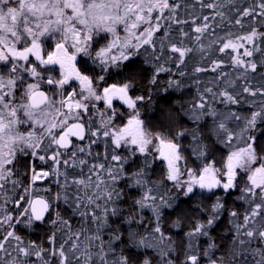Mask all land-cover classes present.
<instances>
[{
	"label": "snow or ice",
	"instance_id": "snow-or-ice-1",
	"mask_svg": "<svg viewBox=\"0 0 264 264\" xmlns=\"http://www.w3.org/2000/svg\"><path fill=\"white\" fill-rule=\"evenodd\" d=\"M197 5L210 13L178 15L182 6ZM225 6L224 0L190 6L183 0H0V264H133L120 243L155 250L159 264H176L164 210L198 194L206 202L195 207L201 217H188L180 264H205V258L207 264H264V83L246 82L242 92H233L234 82L220 71L216 79L225 86L198 90L183 112L191 129L173 131L169 124L156 130L141 116L152 87L160 90L161 74L173 72L170 64L180 69L197 49L222 54L212 61L213 72L227 63L242 69L238 78L245 81L249 73L264 75V0L237 8L239 16L229 20L243 28L251 18L243 34H216L210 21L220 17L216 27L223 28ZM205 34L213 37L207 48ZM254 53L262 58L252 59ZM143 65L152 74L140 95ZM242 94L255 98L244 101L247 114L229 107L240 105ZM186 135L189 155L180 143ZM208 138L225 150L219 158ZM156 166L162 172L152 179ZM46 180L49 186H38ZM125 188L139 193L131 211L121 207ZM237 191L247 205L243 214L226 206ZM145 209L151 220L142 215ZM225 213L231 243L217 256L221 245L212 231ZM120 220L144 231L125 233L114 227ZM182 224L178 218L172 227ZM40 225L51 229L46 245L25 240L18 230ZM200 238L208 241L203 249ZM139 264H153L147 251Z\"/></svg>",
	"mask_w": 264,
	"mask_h": 264
},
{
	"label": "trees",
	"instance_id": "trees-1",
	"mask_svg": "<svg viewBox=\"0 0 264 264\" xmlns=\"http://www.w3.org/2000/svg\"><path fill=\"white\" fill-rule=\"evenodd\" d=\"M183 3L186 5H192L194 0H183ZM225 7L221 10L225 12L226 18L223 20V28H218L216 25L221 23V18L216 17L215 21H210L213 24V27L216 28L217 35H223L224 32L231 30L233 32H237L243 34L247 31L249 25L251 24V18H244V27L234 25V23H229V20L233 21L239 16V13L236 11L237 8L242 9L251 3V0H235L234 3L229 4L228 0H224ZM210 10L208 9H200L197 5L195 9L192 7L182 8L178 10V15L182 19L190 18V14L194 15H204L209 14ZM200 23V21H197ZM185 30H189L187 25H184ZM173 36H176L177 33L173 31ZM213 37L205 34L203 38V43L206 48L210 43V40ZM187 42V41H186ZM194 48L196 46L194 44L190 45ZM261 47L264 48V44H261ZM242 51V50H241ZM223 58L222 54H219L215 51V48L207 49L205 53H201L198 49L194 52L190 53L186 59L185 64L180 66V69H177L174 65H169L173 68L172 73H162L159 77L161 81L159 87L160 90H157L155 86L152 87V99L151 101H145L140 105L141 107V116L142 119L145 120L146 124L156 130H165L171 124L173 126V131L181 128L191 129L194 127L193 123L188 120L186 116L183 115V112L188 107L190 101H192L198 94V90L202 92L204 87H213L216 90V86L220 87L225 86V80H231L234 82V87L230 88V91L236 92L241 91L244 84L250 83L252 87H257L261 83H264V75H261L259 72L257 73H249L248 79L245 81L242 78H238L239 73L242 69L233 68L232 66L226 65L222 69H217L216 72L211 71L212 61L215 59ZM262 58L261 53H254L252 59L259 60ZM143 57H138L136 61V66H140L142 63ZM144 72L138 77L139 87L137 88V94L144 95L147 89V79L150 78L152 74V68L149 65H143ZM195 67H203L209 69L208 71H203L200 73H195ZM183 70L186 75L181 77L178 75L179 70ZM220 71L227 72L229 75L225 78V80H217L216 77ZM121 76H117L116 79H120ZM168 79L178 80L180 81V88L176 87L168 88L166 81ZM196 80H199L200 83H195ZM167 88V91L163 89ZM255 98L248 97L247 94H242V103L240 105H230L233 110L239 111L242 114H247L249 110V104L245 103V100H252ZM218 108L223 109L222 105H217ZM210 123V121H209ZM205 136H207V128L204 129ZM180 143L182 145V149L184 150L185 155H189L187 150L188 145L191 143L190 136H184L180 138ZM205 143H208L212 151L215 153L216 157L219 158L220 154L224 152L222 145H218L214 142L212 138H208L205 140ZM27 158H25L26 160ZM139 163V160H137ZM190 166H194L192 160H189ZM21 170H23V165L21 166ZM162 172V167L156 166L155 171L152 174V179H157ZM23 180L27 181V177H22ZM40 187L49 186V181H44L42 184H39ZM53 189L56 186L51 185ZM125 199L121 202V207L131 211L132 210V201L137 198L139 193L136 190L125 188ZM239 192H233L231 197L227 198V207L232 210L235 209L239 213L243 214L247 208V205L238 200ZM203 201V197L199 194L192 198H184L180 197L176 205L173 208L165 209L163 216V226L167 235H169L172 240L175 242V252L173 253V257L176 260V264H180V261L183 260V251L186 244L185 233L191 227L190 222L188 221V217L199 218L201 217V213L195 211V207L198 203ZM206 202V201H203ZM127 212L125 213V215ZM142 215L146 220H151V212L147 209L144 210ZM70 216L69 213H65V217L68 218ZM181 219L183 224L180 228L172 227V222L176 219ZM231 217L225 213L222 217L221 221L212 231V236L216 238L217 243L221 245L220 249L216 252V255H226L228 253L230 247V237L232 235L229 225V220ZM78 220L73 223V227H76ZM118 226L121 231L127 232L130 227H135L137 231H144L143 226L136 225H127L120 220L118 225H114V227ZM151 224H148L147 227L151 228ZM18 230L20 234L28 241H37L39 243L45 244L47 243V236L50 232V227L48 225H40L38 228L34 230L22 229L18 226ZM107 239V236H105ZM207 238H200L199 244L201 249L207 246ZM255 246V245H254ZM120 249L125 251V254L133 257V264H139V260L141 259L144 251H147L148 255L152 258L153 264H159V256L157 255L155 250H141L137 248L131 247L128 243H120ZM119 251V249H118ZM205 264H207V259L205 258Z\"/></svg>",
	"mask_w": 264,
	"mask_h": 264
}]
</instances>
